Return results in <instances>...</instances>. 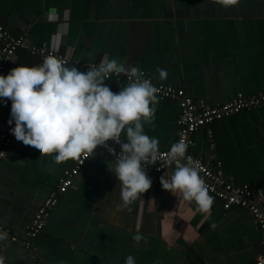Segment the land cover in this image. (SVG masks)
Segmentation results:
<instances>
[{
    "label": "crops",
    "instance_id": "1",
    "mask_svg": "<svg viewBox=\"0 0 264 264\" xmlns=\"http://www.w3.org/2000/svg\"><path fill=\"white\" fill-rule=\"evenodd\" d=\"M0 24L27 45H43L75 66L98 63L107 52L136 64L152 83L184 90L198 106L217 107L239 94L264 93V0H0ZM1 48V43H0ZM44 59L19 49L9 70L38 68ZM167 70L160 79L158 69ZM83 71V70H82ZM116 92L123 74L105 81ZM154 119L144 125L168 150L178 138L177 102L157 95ZM8 108L0 102V132ZM122 139H126L121 134ZM193 153L227 182L247 185L264 200V103L197 130ZM13 137L0 164V260L35 264L26 228L75 159L55 162ZM113 158L95 149L73 186L60 196L45 229L33 240L42 264H254L261 230L245 209L213 198L201 212L150 176L142 197L122 206ZM210 194V193H209ZM211 195V194H210ZM212 196V195H211ZM215 225L214 227L212 225ZM146 239L139 244L135 233ZM16 237L17 240H12Z\"/></svg>",
    "mask_w": 264,
    "mask_h": 264
},
{
    "label": "clouds",
    "instance_id": "2",
    "mask_svg": "<svg viewBox=\"0 0 264 264\" xmlns=\"http://www.w3.org/2000/svg\"><path fill=\"white\" fill-rule=\"evenodd\" d=\"M157 71L160 79L167 77L166 69ZM121 74L127 83L114 92L105 81ZM157 92L136 64L121 62L107 52L98 63H87L83 71L75 63L48 59L35 69L19 64L0 74V102L11 100L9 131L18 145L53 154L55 162L81 154L86 158L97 146L105 147L113 155L107 166L120 182L122 206L151 187L146 165L156 161L161 162L159 167L174 164L170 175L164 172L160 177L162 188L208 212L213 196L200 174L199 162L186 154L184 139L173 142L164 153L159 150L158 137L144 131V125L154 119ZM122 133L126 139H121ZM109 140L120 145L119 152ZM4 239L0 236V241ZM132 239L139 244L146 238L137 232ZM124 264H136L135 257L127 255Z\"/></svg>",
    "mask_w": 264,
    "mask_h": 264
},
{
    "label": "built area",
    "instance_id": "3",
    "mask_svg": "<svg viewBox=\"0 0 264 264\" xmlns=\"http://www.w3.org/2000/svg\"><path fill=\"white\" fill-rule=\"evenodd\" d=\"M0 74H7L9 65L11 64L16 52L21 48H27L28 51L41 59H55L59 62L71 63L72 60L62 53L49 49L43 45H27L25 35L15 36L7 31V29L0 24ZM87 64L82 65V70H86ZM125 80L127 78L125 76ZM159 95L165 99H170L178 103L180 114L177 120L178 124V138H181L187 143L188 148L186 154L193 157L194 160L199 162L200 174L204 179L205 185L213 198L220 200L225 209L242 208L247 210L257 222L259 229L262 233L263 247L262 251L255 259L254 264H264V200L261 196L256 194L254 190L247 186H237L227 182L220 171H216L203 161L202 158L196 156L193 151L192 134L197 130L219 122L234 114L240 113L247 109H253L264 103L263 94H239L235 99L219 105L217 107H206L204 105L198 106L197 103L187 96L184 90H178L170 86L157 85ZM5 99L7 105V112L3 121V129L0 132V164L7 157L8 149L12 144L13 135L9 131L12 125H9L11 100ZM14 123V122H13ZM122 139V138H121ZM123 140V139H122ZM113 147L116 152L120 151V145L115 141L109 140L107 142ZM96 149L104 151L106 154L113 158V155L103 146H97ZM164 153L167 150L163 151ZM85 154H81L76 158L75 165L68 171L64 172L63 177L60 179L59 184L54 192L45 200L35 213L33 221L26 228L25 244L33 254L35 264H42L37 260L38 254L35 252L33 240L45 229L47 220L51 212L57 206L60 196L66 193L74 184L75 178L79 175L82 168L86 165L87 160ZM160 161L154 164L146 165V171L149 176H155L163 173L165 170L173 168V165L159 167ZM12 240H17L13 237Z\"/></svg>",
    "mask_w": 264,
    "mask_h": 264
}]
</instances>
